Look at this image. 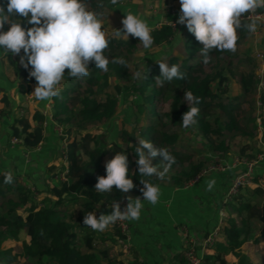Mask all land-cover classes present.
I'll return each mask as SVG.
<instances>
[{
	"label": "trees",
	"instance_id": "1",
	"mask_svg": "<svg viewBox=\"0 0 264 264\" xmlns=\"http://www.w3.org/2000/svg\"><path fill=\"white\" fill-rule=\"evenodd\" d=\"M123 1L116 0V3L113 4L111 0H84L86 7L95 12L100 21L107 18L113 7ZM257 10L264 11L261 8ZM13 19H17L23 26L21 17L17 15ZM241 22L242 26L236 30L237 41L234 51L213 49L208 54L211 58L209 63L205 64L199 51L200 43L191 33L187 32L182 41V46L166 60V63L170 65H177L178 70L184 73V79L177 80L174 78L160 86L155 80V77L159 75L158 64L149 63L142 68L144 71L143 79L135 80L127 87L132 89L136 95L133 103L136 114L140 117L139 121H142V124L139 125L138 135L151 141L158 148H165L175 158V163L168 168L163 176L143 177L137 173L135 154L132 148L128 147L129 144H132L131 139H129L127 147H123V149L129 162V175H131L134 187L127 193H119L115 188L109 193H98L93 188L96 177L105 174L104 162L120 151L122 147L116 142L104 141L103 135L97 133V129H100L102 124L111 118L116 109L117 99L114 96V91L105 90L110 86L109 74L111 72L120 76H127L128 74L127 64L121 66L112 63V58L123 57L128 63L131 54L139 46H142L138 38L130 35L127 39H119L106 33L108 47L105 50V55L109 57L107 71L96 69L94 64L89 62L88 75L73 78L67 75V69H65V74L61 79L63 86L59 88V95L50 98V108L53 111L48 114V117L41 110L35 109L30 121L23 115L13 118L8 127L9 136L19 139L21 145L28 150L42 141L43 126L46 120L53 124L66 125L64 131L67 132L68 139L65 155L68 159V165L65 181L60 182L63 192L58 194L56 189L50 190V193L56 195L57 198L52 205L47 207H36L32 206V203L29 204L30 190L21 185L15 176H12L10 183H6L4 182V175H0V264H19L20 262L22 264H150L138 260L136 255L133 260L125 262L121 259H108L106 255L102 256L101 252L94 251L93 236L95 230L83 225L82 220L84 214L89 211L95 212L104 202H121L129 196L142 198L140 189L143 185L140 180H147L157 186L162 184L170 188H182L187 186L190 181L195 180L197 176L199 179L201 176L208 175L210 177L219 172H226L227 175L229 173L231 180L237 175L236 173L233 174V170L231 171L232 175H230L231 173L227 169L203 175L204 170L210 171V160L205 158L206 156L200 149L203 147H193L175 132L184 128L180 124L181 114L187 109L183 99L184 91H191L193 95L200 97L199 112L195 117L196 122L191 125V128L199 136L206 139L205 145L212 150V153L224 158L235 138L244 137L254 140L239 146L238 158L240 161L255 159V145L258 135L255 121L258 80L255 76V70L251 71L252 60L237 52V48L248 40L251 33L243 25L252 22L249 20H241ZM257 28L262 31L260 26ZM151 35L153 37L151 46H158L167 43L175 35V31L171 26L163 24L157 29L151 30ZM0 58L3 68H6L4 75L9 82L19 80L25 85L27 92L32 84H36L35 79L28 76L27 69L22 66L16 69V64L11 60L10 53H4ZM6 58L9 63H6ZM244 59H246L245 62L250 63V69L239 70L235 60L243 62ZM7 64L9 65L8 68L6 67ZM217 65L224 67L226 74L221 73L222 71L211 73L210 70H207L208 67ZM234 76L237 77L239 93L229 92L223 85L229 81L230 77ZM214 81L217 84L215 89L211 87V83ZM114 89L118 93L121 87L114 85ZM2 99L5 107L0 108V120L6 115L9 108L8 99L5 96H2ZM166 102L168 103V110L164 111L162 107L167 104ZM242 103H247L248 108L243 109ZM89 126L95 127L96 131L89 132ZM73 129L79 133L84 132L80 140L71 137ZM124 133L121 131L119 135H124ZM261 139L260 141H264V132H261ZM203 150L205 149L203 148ZM80 153L86 154L88 161L81 162ZM161 159L159 155L151 159V163L156 165L158 171H162L166 164ZM238 165H242V163ZM263 166L264 163L262 166H256L254 178L264 175ZM237 167L235 166V168ZM218 176H216L215 181L221 180ZM229 184L230 182L225 184L224 190L225 188L227 190ZM216 190L219 191L220 189L216 188ZM224 190L215 203L218 208L214 216L213 226L210 229L206 228L203 238H206L217 224L218 212L226 203L223 202L226 192ZM255 191L263 194L261 188H257ZM69 195H71L69 197L71 200H79V216L76 226L83 233L86 251H82L76 246L77 233L69 222L63 220V215H61L64 208L58 204L65 202ZM232 198L233 200L226 204L228 212L220 229L224 239L216 238L218 243L216 248L213 244L207 246V248L212 249V253L205 256L204 264H228L225 259L228 253H233L237 258L236 264H264V250L261 246L264 239V226L260 235L254 236L252 240L255 245L259 246V250L256 251L257 260L254 263L240 250L251 231L247 217L251 216L252 204L242 202L240 192L234 194ZM23 207L27 209L22 215L20 211ZM232 213L235 216L231 217ZM260 219L264 222V217ZM20 229L25 232L27 237V240H21L20 250L14 251L13 247L2 248L6 239H18ZM179 230L178 238L180 239ZM188 233L192 236L189 231ZM107 236L109 238L106 240H113L117 244L115 235ZM103 240L105 239L102 238ZM33 245L35 246L34 250L32 249ZM180 245L182 246L181 241ZM200 248L201 244L199 243L196 245V254L200 255L203 260V253ZM177 258L178 264H187L185 257L181 254H178ZM101 259H105L106 262L103 263Z\"/></svg>",
	"mask_w": 264,
	"mask_h": 264
},
{
	"label": "clouds",
	"instance_id": "2",
	"mask_svg": "<svg viewBox=\"0 0 264 264\" xmlns=\"http://www.w3.org/2000/svg\"><path fill=\"white\" fill-rule=\"evenodd\" d=\"M113 4L116 0H111ZM179 12L176 24H182L200 43L203 63L210 61L209 52L216 50L234 51L237 29L242 26V14L258 8L264 9V0H178ZM24 19L30 27H23L14 16ZM8 24L7 30L4 25ZM249 32L255 31V24L243 25ZM115 36L125 39L131 35L138 38L144 49L153 44L151 29L138 14L124 13L121 28ZM108 38L98 15L89 10L84 0H0V51L19 56V64L28 70V76L36 84L32 96L36 101L48 100L60 93L57 87L65 74L73 78L86 77L88 64L107 71L109 57L105 55ZM22 52V54H21ZM159 75L156 83L163 86L174 78L184 79V73L177 65L156 60ZM112 63L126 66L123 57H113ZM30 66V67H29ZM144 71H135L133 79H143ZM187 109L181 114V127L195 124L199 112L200 97L191 91H184ZM20 97H16L17 103ZM16 138V137H15ZM137 139V138H136ZM10 140V139H9ZM18 142L20 140L18 139ZM135 154L137 173L143 177L163 176L175 163V158L163 147H156L149 140L139 138L135 145L129 144ZM159 155L166 164L158 171L151 159ZM128 159L123 147L104 162V175L96 177L93 188L98 193H109L115 188L119 193H127L134 187L129 175ZM67 173V172H66ZM4 182L10 183V172L4 174ZM143 187L141 197H126L127 203L121 210L118 201L110 205L111 211L96 215L93 211L84 214L82 223L95 231H103L117 220H136L143 207L142 201L155 204L159 197L157 185L140 180ZM214 180L207 182L206 188L213 187Z\"/></svg>",
	"mask_w": 264,
	"mask_h": 264
},
{
	"label": "rangeland",
	"instance_id": "3",
	"mask_svg": "<svg viewBox=\"0 0 264 264\" xmlns=\"http://www.w3.org/2000/svg\"><path fill=\"white\" fill-rule=\"evenodd\" d=\"M132 12L133 14H138L141 18H143L149 28L151 30L157 29L163 24H167L169 26H172L173 30L175 31V35L167 42L158 46H150L148 49H144L143 46H139L130 56L129 61L127 63V69L128 74L127 76H120L115 75L114 72H111L108 76V82L109 85L108 89L109 91H114V96L117 99L116 109L114 114L111 116L110 119L106 120L100 129H97V133L103 135V140L106 142L113 141L118 144H120L122 147L126 148L127 144L130 141L132 142V145H135L137 143V139L141 138L138 135V129L139 125L142 124V121L140 120V117L136 114V108L134 107V99L136 97L134 91L132 89H129V85L135 81L133 79V73L137 70L142 71V68L144 65L149 63H155L157 64L156 60H163L166 62L167 58L175 53L177 50H179V47L182 46V41L188 32L186 28L182 24H176V16L179 12V2L178 0H124L121 4H118L113 7L110 14L107 18H104L101 20L102 26L104 27V31L107 34H110L116 38L119 39H125L122 35L121 36H115L114 32L116 29L121 28V19L124 16V13ZM23 19V18H22ZM23 27H30L31 25H28L25 23L24 19L22 20ZM8 24L4 25V30L7 29ZM130 36V35H129ZM128 36V37H129ZM238 54H243L245 56H248V59L252 60L251 62V71L255 70L254 65L257 63L255 60V53L264 51V30H258V33L254 34L251 32L248 36V40L244 42V44L240 45L237 48ZM11 54L12 58L11 60L16 64V68H20L21 65L19 64V56L14 55L11 52H8ZM22 54V52H21ZM246 59L243 60V62H240V60H235V63L238 64L239 70H245L250 69V63L245 62ZM8 59L6 58V63H9ZM8 64L6 67L8 68ZM222 69V70H220ZM207 70H210L211 73H215L217 71H222L221 73L226 74V69L224 67H221L220 65L212 66L211 68H207ZM236 76L230 77L229 81L227 83H224V88L232 93H239V86L236 80ZM33 85V84H32ZM114 85H118L121 87L120 92L117 93L116 89H114ZM216 82L214 81L211 83V87L213 89L216 88ZM63 86L62 82L60 81L57 85L58 88H61ZM32 91V90H31ZM30 91V92H31ZM26 93V92H25ZM256 124L257 122L260 123V129L261 132H264V86L263 88L257 87V93H256ZM24 96L25 94L22 93ZM263 97V99H262ZM137 99V98H136ZM263 101V103H262ZM38 101H36L37 103ZM259 103V105L257 104ZM13 103H17L16 100L13 101ZM33 103V100L31 101ZM35 103V105H36ZM167 103V102H166ZM186 103V102H185ZM51 100H47L45 102V110H47V113L50 114L53 109L50 108ZM22 106V102H20L19 106ZM187 105V104H186ZM4 107V102L0 99V108ZM241 107L243 109H247L248 105L247 103H242ZM20 108V109H21ZM34 107L32 105H29L26 107V109L32 110ZM162 109L164 111L168 110V103L164 104ZM16 116H19L20 110L16 109ZM22 115V114H21ZM23 116H26L28 120H31V114L29 112L23 114ZM46 123H44L45 125ZM52 130L48 134L45 135V139H43L40 143H38L34 148L32 149H26L24 148L20 142H17L15 144H11L9 142V139L12 138V136H9L6 130H2L0 128V175H4L5 173L10 172L12 176H15L17 181L28 188L30 190V198H29V204L32 203V206L36 207H47L54 203L56 200V195H52L50 193V190L56 189L58 194H62L63 188L61 187V181H65L66 177V167L68 165V159L66 154V143H67V132L64 130L66 129V125H57L53 124ZM44 127V126H43ZM89 132L96 131L95 127L89 126ZM125 132L124 135H119V132ZM88 132V131H87ZM88 132V133H89ZM178 136L183 138L184 140L188 141L193 147L202 146L203 148H200L201 151L206 156V159L210 160V166L209 170L207 169L202 172L203 175L211 172H219L224 170H229L230 172L233 170V174H238L241 169L242 165H238V162H241L238 158L237 150L239 146L242 144H245L247 142H252L254 139L244 138V137H236L233 144H231L229 152L227 153L226 157H221L218 154L212 153V150H210L206 145V139L202 136H199L194 129L189 127H184L181 130H176ZM261 132H257V144L255 145L256 148V155H259L260 153L264 152V141H260L261 139ZM84 135L83 133L76 132L74 129L72 131L71 137H75L76 139L80 140V138ZM137 138V139H136ZM254 151V150H252ZM262 155L258 156V159H261ZM245 159V158H243ZM262 160V161H261ZM257 165L262 166L264 163V156L261 159ZM80 161L86 162L88 161V157L84 153H80ZM236 164V165H235ZM261 164V165H260ZM227 165V166H226ZM235 166H238L235 168ZM264 167V166H263ZM215 170V171H213ZM220 173V172H219ZM218 173V174H219ZM201 174V175H202ZM217 174V173H216ZM217 174V176H218ZM232 175V173L230 174ZM65 176V177H64ZM222 177V175H219V177ZM235 178V177H234ZM233 178V179H234ZM249 182L245 183L241 190H239L236 194L239 192L242 194V198L240 199L242 202H249L252 204V211L251 216L247 217L248 225L251 228L249 237L247 241L241 245L240 250L242 253H244L252 262H256V251L259 250V246L255 245L253 243L254 236L260 235V232L262 230V227L264 226V222L261 221L260 218L264 217V175L263 176H257L253 180H251V177L249 178ZM232 179L228 180V183L230 182L229 186L232 183ZM191 182V181H190ZM189 182V183H190ZM219 182V181H218ZM162 185V184H161ZM257 188H261L263 191V194H261L258 191H255ZM229 187L227 188L224 200L225 205L222 206V209L220 208L218 212L217 217V227L218 229H221L222 222L225 221L227 216V203L232 201L233 198L230 197L234 193H228ZM223 193V192H221ZM220 194V193H219ZM71 195L67 196V199L65 202L58 204L59 206H62L64 209L62 210L63 220L66 222H69L73 229L77 233L76 237V246L81 249L82 251H86V247L84 245V239H83V233L78 229L76 226L77 218L79 216V200L74 199L71 200L69 198ZM218 195L215 193L212 195L210 194L209 197H205L202 202L206 203V209L207 213L206 218L203 219L201 222L206 223L198 227L192 228L188 225H182L181 230L186 229L188 232L194 233V229L196 232V229L198 230L196 234L197 237H189L190 240H196L194 244H199L204 238L205 228L210 229L214 222V216L216 214V210L218 208V205L215 204L216 198ZM232 198V199H231ZM68 200V201H67ZM122 200L121 202H123ZM125 201H127L125 199ZM112 202H104L101 206L98 207V210L101 211V209L106 210L110 208ZM120 203V202H119ZM201 207H203L200 204ZM205 207V206H204ZM27 208L23 207L20 211V213L23 215L25 213V210ZM97 210V209H96ZM96 213V212H95ZM245 214V213H244ZM235 216L234 213H232L231 217ZM255 216V217H253ZM225 219V220H224ZM90 229V228H89ZM88 229V230H89ZM181 230L180 234H181ZM193 230V231H192ZM216 230V229H215ZM102 232H110L111 235H116V229L112 226V224L108 225L105 230ZM217 237H220L221 240L223 238L222 230L218 231ZM185 232H183L184 234ZM191 233V234H192ZM193 235V234H192ZM181 236V235H180ZM197 238H199L197 240ZM27 240V237L25 235V232L20 229L18 233V239H6L5 242L2 244V248H10L13 247L14 251L20 250L21 247V240ZM218 239V238H217ZM216 240H213L214 248L218 245ZM182 242L181 250L179 251L182 256L185 252L186 244L184 241H182V238L179 239ZM101 241V242H99ZM104 241V242H103ZM100 240L99 236H96L94 234L93 236V242L95 244L94 251L101 252V248L106 250L107 248L111 249L113 253V257L109 258L107 254V258L114 260V259H120L124 260L125 262L133 260L135 254L129 250V252H123L121 251L115 241L111 240ZM191 242V241H190ZM115 243V244H114ZM201 246H203L201 244ZM261 246L264 250V239L261 243ZM33 250L35 249V246H32ZM126 253H129L126 255ZM203 253V260L201 258V263H205V256H209L208 254L212 253V249L210 248H204L202 249ZM105 254V253H104ZM110 254V253H109ZM184 259V258H183ZM226 261L228 264H236L237 258L233 255V253H228L225 256ZM139 260V258H138ZM101 261H105L104 259H101ZM45 262H47V259H45ZM165 260H160V258L152 259L151 264H165ZM19 264H22L20 262Z\"/></svg>",
	"mask_w": 264,
	"mask_h": 264
},
{
	"label": "crops",
	"instance_id": "4",
	"mask_svg": "<svg viewBox=\"0 0 264 264\" xmlns=\"http://www.w3.org/2000/svg\"><path fill=\"white\" fill-rule=\"evenodd\" d=\"M4 53L5 52L0 51L1 55ZM5 70L6 68H3L0 58V99L3 101L2 96H5L9 101V108L7 109L6 115H4L0 120V128H2V130H6L9 134L8 127L13 118L17 117L16 114L18 112H16V109L20 110L19 115H23L27 112L32 115L35 109L41 110L47 117L48 113L47 110L43 111L47 100L38 101L36 103L35 98L31 94L35 85H31L29 91L27 92L25 85L19 80L16 79L12 82L8 81L4 75ZM22 93L25 95L23 96ZM17 96L20 97V100L15 104L13 101L16 100ZM32 100L33 103H31ZM20 102H22L23 108H21V105L19 106ZM29 105H32L34 108L28 111L26 107ZM45 123L46 124L43 127V139H45V135L52 130L51 121L46 120ZM219 175H222V177L220 176L221 180L219 182L215 181L217 175L210 177L206 175L201 176L199 179L192 180L187 184V186L182 188H170L159 185V197L157 202L155 204H150L146 201H142L143 207L140 211L139 218L136 220H127L130 226V251L133 252L139 260H143L150 264L152 259L156 258L165 260V264H178L177 256L178 254H181L179 252L181 250V245L178 238L180 225H188L189 227L191 226L194 228L206 224L201 222L207 215V213H202V210L203 212H207V209L206 203H201V201H203L205 197H209L210 194L213 195L214 193L218 195V198H220L221 192H223L224 186L225 184H228V180L230 178L229 173L227 175L226 172L220 173ZM210 179L215 182L213 187L208 190L206 185ZM216 188L220 190L217 191ZM218 198H216L215 203L218 201ZM200 204L203 207H201ZM110 211L111 210L109 209H101V211L97 209L95 212L96 215H98L102 212L108 213ZM197 231L198 230L196 229L195 232L194 229V233L191 232L193 234L192 237H197ZM109 233L110 232L102 233L101 231H95L94 234L99 236L100 240H102V238L106 240L109 238L107 236L110 235ZM101 249L102 256L106 255L107 257L108 254L109 258L113 257L111 249ZM105 262L106 260L103 261V263Z\"/></svg>",
	"mask_w": 264,
	"mask_h": 264
},
{
	"label": "built area",
	"instance_id": "5",
	"mask_svg": "<svg viewBox=\"0 0 264 264\" xmlns=\"http://www.w3.org/2000/svg\"><path fill=\"white\" fill-rule=\"evenodd\" d=\"M241 20H249L255 24L256 27H255V31L252 32L253 35L258 33V30H260V29H258L257 27H259V26L261 27L262 30H264V11H258L256 9L252 12L242 14ZM255 60L257 62L256 67H255V76H256V79L258 80L257 85L259 88H263V86H264V51L256 52L255 53ZM257 104L259 105L258 102H257ZM257 130H258V132H261L260 123H258V122H257ZM9 142L11 144H15L18 142V139L15 137H12V138H10ZM259 155H262V157H261V159H262L264 156V152L260 153ZM259 155H256L255 159H253V160L238 162V163H242V169L235 176V178L232 179L233 181H232L231 185L229 186L228 193L236 194L239 191V189L245 185V183L249 182L250 177H251V180L254 178V176L256 175L255 169H256L257 163L261 160V159H258ZM197 178H198V176L195 179H197ZM62 181H64V180H62ZM232 196H230V197H232ZM126 203H127V201H125V200L123 202L119 203L121 210L123 209V207L125 206ZM112 226L117 231L116 235L119 234L116 236L117 247L123 252H125V251L129 252V250H131V245H130L131 243L129 241L130 230H129V224H128L127 220H117L116 222L112 223ZM216 227H217V225L212 229V231H210V234L200 242V244L203 245L200 248L201 251H202V249L207 248V246L212 245L213 244L212 241L217 238V235L219 233L218 231L220 229H218ZM181 231L182 232L180 235H181L182 241H184L186 244L184 257L186 259L187 264H201V257H200V255L196 254V245H198V244H196V245L194 244L195 240H190L191 242L189 241L190 238H188V236L189 237H192V236L189 235V233L186 231V229L181 230ZM183 232H185V233L183 234ZM128 254L129 253H126V255H128Z\"/></svg>",
	"mask_w": 264,
	"mask_h": 264
}]
</instances>
